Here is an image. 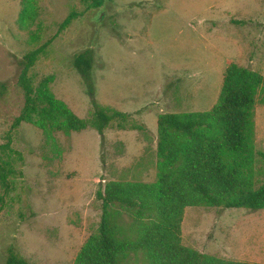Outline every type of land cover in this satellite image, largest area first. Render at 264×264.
I'll return each mask as SVG.
<instances>
[{"label":"rangeland","instance_id":"obj_1","mask_svg":"<svg viewBox=\"0 0 264 264\" xmlns=\"http://www.w3.org/2000/svg\"><path fill=\"white\" fill-rule=\"evenodd\" d=\"M72 12L77 16L60 33ZM45 43L28 73L34 86L54 76L53 96L89 120L91 101L72 58L92 49L97 103L139 113L131 123L144 124L158 137L161 114L211 110L231 64L264 76V0H104L97 9L79 0H0V83L7 86L0 97V145L10 137L11 149L21 154L19 159L0 149V161H9L12 170L8 187L0 186V264L11 245L30 264H75L86 240L98 233L96 192L110 181L156 180L150 156L130 164L127 154L118 162L125 153L118 141L135 154L140 134L117 131V122L105 131L103 145L92 128L72 133L51 128L50 134L27 123L12 128L24 105L17 62ZM253 123V177L259 187L264 184L259 97ZM122 221H129L124 213ZM181 238L206 256L264 264V210L188 207Z\"/></svg>","mask_w":264,"mask_h":264},{"label":"trees","instance_id":"obj_2","mask_svg":"<svg viewBox=\"0 0 264 264\" xmlns=\"http://www.w3.org/2000/svg\"><path fill=\"white\" fill-rule=\"evenodd\" d=\"M79 1L93 9L104 3V0ZM76 16L70 13L60 24L59 32ZM47 44L26 53L17 62L24 105L12 128L27 123L43 134H50L51 128L66 133L92 128L99 134L101 145L105 142V131L114 122L118 124L117 130L146 132L144 124L131 123L139 113H124L97 103L92 49L72 58L91 101L90 121L80 119L53 96L54 76L44 77L34 86L28 73ZM6 87L0 83V97ZM258 97L264 105V76L251 68L231 64L223 75L220 95L211 110L161 114L157 120L156 180L152 183L110 181L96 192V200L101 204L98 233L86 240L75 264H253L206 256L185 246L181 226L188 207L264 210V184L257 187L253 177V110ZM0 149L7 151L8 156L21 158L19 152L11 149L10 137ZM9 165V161H0V186L5 189L12 173ZM123 213L128 216V222L122 221ZM5 264L30 263L11 245L7 248Z\"/></svg>","mask_w":264,"mask_h":264},{"label":"crops","instance_id":"obj_3","mask_svg":"<svg viewBox=\"0 0 264 264\" xmlns=\"http://www.w3.org/2000/svg\"><path fill=\"white\" fill-rule=\"evenodd\" d=\"M103 106H105V105H103ZM112 108H114V107H112ZM114 109H116V108H114ZM146 129H147L146 132H140V131L135 130L136 132H139V134H140L139 138L137 139V142H138L137 144L139 145L140 149H138L135 154H130V152H128V150H130V149L128 148V145L125 142L118 141L123 146L122 151H125L124 155L118 159V162H121L120 159H122L123 157H125L128 154V158H130V161H129L130 164L131 163L135 164L136 162H138L140 160V158H146V156H150L152 158V161L154 163H156V150H157L158 137H156V135L154 133H151L147 127H146ZM117 131H123V130H117ZM126 131H130V130H126ZM143 135H146L147 139Z\"/></svg>","mask_w":264,"mask_h":264}]
</instances>
